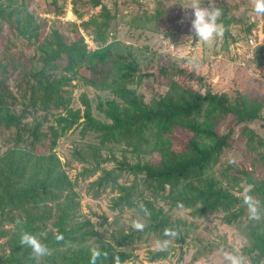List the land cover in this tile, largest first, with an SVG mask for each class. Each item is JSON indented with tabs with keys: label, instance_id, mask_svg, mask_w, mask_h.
<instances>
[{
	"label": "rangeland",
	"instance_id": "rangeland-1",
	"mask_svg": "<svg viewBox=\"0 0 264 264\" xmlns=\"http://www.w3.org/2000/svg\"><path fill=\"white\" fill-rule=\"evenodd\" d=\"M192 2L194 0H101L99 5L91 7L87 0H57L60 12H56L51 0L26 1V10L37 20L45 21L46 32L58 27L70 39L81 36L89 56L85 63L70 73L71 85L65 88L70 93L66 109L48 113L38 109L29 111L28 101L19 98L14 112L24 113L22 124L29 129L37 121H42L43 129L52 125L57 130L56 143L49 157L59 162L60 170L70 182L66 195H73L78 200L75 219L90 221L95 231L93 245L98 240L110 244L116 252L129 253L127 264H227L223 257L225 251L242 256L243 264H251L243 249L251 242L246 222L223 221L228 211L219 209L201 217L195 216L191 208L174 205V189L166 186L163 191H157L144 181L142 175L134 179L127 170L121 171L114 182L109 180V175L106 184L95 183L97 178L112 168L114 173L120 171L121 162L133 164L150 160L157 163L159 153L148 152L147 148L142 152L133 151L123 143H102L96 132H82L83 98L88 100L92 115L106 123L110 120L100 111L99 105L105 106L107 101L119 100L112 89L106 86L117 69L104 82L94 83L81 77L86 71L84 65L92 60V52L99 48L93 26L86 23L104 7L114 14V18L109 23L103 45L123 59V64L136 65L135 71L130 72L132 81L128 87L145 102L166 96L185 97V90L189 88L204 92V88L196 81L161 70L162 64H170L209 76L216 82L217 90L231 104H235L237 94H241L247 105L259 107L260 117L235 126L228 144L218 158L211 162L205 175L213 177L237 196L248 194L245 190H249L252 183L236 169H243L256 178H264V15L252 11L253 0H215V4L222 2L229 6V14L233 17L228 27L231 36L226 38L222 31L219 37L208 43L195 40L194 37L187 42L192 9L186 7ZM196 2L204 4V0ZM221 16L217 22L222 25ZM235 18L238 19L236 22ZM5 34H8L6 22L0 21V63L6 62L8 58L14 59L10 52H13L14 57L19 52L25 56L33 53L32 45L26 41L22 43L19 38L15 39L12 50H6L3 46ZM253 43L256 44L252 46ZM118 67L123 71L122 65ZM5 74L0 66V79ZM8 76L6 81L13 86L15 76ZM25 108H28L27 113L23 112ZM191 119L219 132L233 123L230 114L222 115L212 105H204ZM12 135L8 130L0 133V158L13 148ZM193 135L189 128L182 126H175L167 134L175 150H181ZM197 139L201 143L210 142L204 136H197ZM18 147L29 149L27 141L19 143ZM47 150L46 144L38 148V152ZM99 155L107 160L101 161ZM229 160L234 163H229ZM133 183L136 186L131 203L112 207V198L121 193L122 187ZM250 195L258 200L253 194ZM147 202H151L155 209L159 208L162 216L180 228L184 236L183 244L175 242L174 238L163 237L161 232L131 227L134 219L145 225L148 222L147 216L139 208L140 204L145 207ZM244 209L248 213L245 204ZM132 230L134 234L130 239L119 245L114 243V237ZM162 239L169 240L167 247L172 252L164 259L149 261L147 251L158 249L156 241ZM8 251V238H1L0 256Z\"/></svg>",
	"mask_w": 264,
	"mask_h": 264
},
{
	"label": "trees",
	"instance_id": "trees-1",
	"mask_svg": "<svg viewBox=\"0 0 264 264\" xmlns=\"http://www.w3.org/2000/svg\"><path fill=\"white\" fill-rule=\"evenodd\" d=\"M26 1L0 0V21L6 22L8 29L3 41L4 48L12 50L17 38L33 47L31 55L25 56L19 52L14 57L13 52H10L14 59L8 58L6 62L0 63L6 73L0 79V133L10 131L13 134L11 140L14 141L13 148L0 158V239L9 240V251L0 256V264H89L92 250L106 253L98 258L97 264H127L129 253L116 252L110 244L98 240L93 245L95 231L90 221L75 219L78 200L73 195H66L70 182L60 170L59 162L49 157L56 143L57 130L52 125L43 129L42 121H37L29 129L22 124L24 113L14 112L19 98L28 101L29 111L38 109L48 113L66 109L70 93L65 88L71 85L70 73L85 63L89 56L81 36L70 39L58 27L46 32L45 21L37 20L26 10ZM87 1L91 7L101 3V0ZM51 3L55 11L60 12L57 0H51ZM206 3L207 0H204ZM215 6L221 9L223 34L226 38L230 37L228 27L233 17L229 14V6L222 2ZM113 18L114 14L103 7L101 12L93 14L87 21L86 24L93 26L99 48L92 52V60L84 65L85 74L80 76L94 83L104 82L117 69L106 86L112 89L119 100L107 101L105 106L99 105L100 111L110 120L106 123L92 115L88 100L83 98L82 132H96L100 142L123 143L133 151L142 152L144 148L148 152L157 151L159 161H136L133 164L121 162L118 168L120 171L114 173L112 168L97 178L95 183L106 184L109 175V180L114 182L121 171L127 170L134 179L142 175L144 181L157 191H163L166 186L174 189V205L191 208L195 216L201 217L219 209L226 210L229 213L223 217V221L246 222L251 242L243 249L250 263L264 264V178H256L243 169H236L252 183L248 194L256 196L261 207L260 218L249 219L244 209L243 196L233 194L213 177L205 175L211 162L218 158L228 144L235 126L260 117L259 107L247 105L241 94H237L235 104H231L217 90L216 82L209 76L170 64H162L161 70L196 81L204 88V92L189 88L185 90V97L166 96L145 102L128 87L132 81L130 72L135 71L136 65L123 64V59L112 54L107 45H103ZM237 20L235 18L234 21ZM121 65L123 71L119 70L118 66ZM12 74L15 76L13 86L6 81L8 75ZM204 105H212L222 115L230 114L232 125L219 132L213 127L201 126L193 121L192 116L198 114ZM26 109L23 112L27 113ZM175 126L187 127L194 133L181 150L172 148L171 139L167 136ZM197 136L207 137L210 142L201 143ZM25 141L29 149L18 147L19 143ZM44 144L48 150L38 152V148ZM98 157L101 161L107 160L100 155ZM135 186L133 183L122 187L121 193L112 198V207L129 205ZM236 205L237 209L232 210ZM145 207L148 222L144 231L162 233L166 227L173 228L178 232L175 242L184 243L180 228L162 216L159 208L155 209L151 202H147ZM17 220L22 222L17 223ZM22 231L34 234L48 246L50 254L36 257L27 245H20L19 236ZM133 234L132 230L114 237L113 241L119 245ZM58 235L62 237L59 240L56 238ZM171 252L169 247L149 250L147 259H164ZM117 256L119 259L114 260Z\"/></svg>",
	"mask_w": 264,
	"mask_h": 264
},
{
	"label": "clouds",
	"instance_id": "clouds-1",
	"mask_svg": "<svg viewBox=\"0 0 264 264\" xmlns=\"http://www.w3.org/2000/svg\"><path fill=\"white\" fill-rule=\"evenodd\" d=\"M192 9V16L190 20V31L187 36V42L189 40H198L203 43H208L213 39L219 37L223 31V27L219 24L218 17L221 14V9L215 6V0H207L206 4H201L199 2H192L189 7ZM252 11L258 15H264V0H253ZM229 163H234L233 160H229ZM248 191L247 189L245 190ZM243 203L247 207L249 219H259L261 215V207L259 201L254 199L250 194H245L243 196ZM140 210L145 216L148 215L147 209L143 204L139 205ZM22 221L17 220V223ZM131 227L135 230H143L145 224L138 220H133ZM163 237L175 238L178 236V232L173 228H164L162 232ZM58 240L61 236L56 237ZM19 244L27 245L31 252L36 257H43L50 254V249L44 243H42L34 234L27 231H22L19 236ZM169 244L168 239H162L156 241V247L158 249L166 248ZM106 253H102L99 250H92L90 255L89 264H97L98 258ZM224 260L227 264H243V257L235 254L231 251L223 252ZM118 256L114 257V260H118Z\"/></svg>",
	"mask_w": 264,
	"mask_h": 264
},
{
	"label": "built area",
	"instance_id": "built-area-1",
	"mask_svg": "<svg viewBox=\"0 0 264 264\" xmlns=\"http://www.w3.org/2000/svg\"><path fill=\"white\" fill-rule=\"evenodd\" d=\"M253 31H254V30H252V33H253ZM250 41H252V39H251ZM256 43H257V42H256ZM256 43H253L252 46H254Z\"/></svg>",
	"mask_w": 264,
	"mask_h": 264
}]
</instances>
